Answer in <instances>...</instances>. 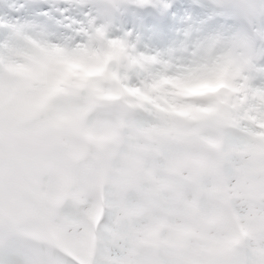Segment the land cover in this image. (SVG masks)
Wrapping results in <instances>:
<instances>
[{
    "label": "clouds",
    "instance_id": "9594fccd",
    "mask_svg": "<svg viewBox=\"0 0 264 264\" xmlns=\"http://www.w3.org/2000/svg\"><path fill=\"white\" fill-rule=\"evenodd\" d=\"M61 2L0 17V264H264V0L167 48L120 21L176 0Z\"/></svg>",
    "mask_w": 264,
    "mask_h": 264
},
{
    "label": "bare ground",
    "instance_id": "6f19581e",
    "mask_svg": "<svg viewBox=\"0 0 264 264\" xmlns=\"http://www.w3.org/2000/svg\"><path fill=\"white\" fill-rule=\"evenodd\" d=\"M48 1H49V4L40 3V4H37L38 6L37 5L32 6V1L30 0H0V17L5 18L10 22H16V21L33 22L35 24L43 26L45 29H47L50 32H55L57 35H69L70 31L66 30L64 27V25L69 23V21L66 20V18H64L65 16L61 14L55 15L54 13L56 9H59L58 7L59 5H62V6L65 5L68 7L70 6L67 3H62L57 0H48ZM198 5L201 6L206 16H209L211 14L210 8L203 6L204 0H202V3ZM54 6H55V10H51V7L53 8ZM150 12H151V9H147L148 15ZM35 13L36 15L46 13L48 14L49 18L52 16L53 18H55V20L60 21L59 22L61 24L60 27L63 28V32L58 31V27L56 26V24H59V23H56L54 25L55 28H53V26L49 23H46L45 20H41L39 17H36L35 19ZM49 13L51 14V16L49 15ZM78 13L79 12L70 13L72 19H79L81 15H78ZM195 15L196 17H194V19H198V16H203V14L202 15L195 14ZM185 16H186L185 13L180 14V16H178L177 24L175 27V33L174 34L169 33L168 37L166 38H161L159 35H157L153 31L147 32L146 30H140L139 27H135V28L137 31H140L144 34L145 42L148 43L151 47L167 48L173 42V40L176 39L178 29L181 26L182 20L185 18ZM63 18H64V22H63ZM217 26L219 25H213L212 23H208L206 25V27L208 28L217 27ZM130 27H131V24L126 22L124 28L127 29ZM257 83L261 84V83H264V81L258 80Z\"/></svg>",
    "mask_w": 264,
    "mask_h": 264
},
{
    "label": "rangeland",
    "instance_id": "374dc122",
    "mask_svg": "<svg viewBox=\"0 0 264 264\" xmlns=\"http://www.w3.org/2000/svg\"><path fill=\"white\" fill-rule=\"evenodd\" d=\"M179 4L182 6V8L179 10V13H177L175 16L172 15L173 12L169 13L167 15V20L165 22L166 26H164L165 33L166 32L171 33V34L175 33V27H176V24H177V18H178V16L180 14L184 13L185 9H187V13L188 14L190 13L191 15H193V17H195L194 13L196 12V9H195L196 3H194V0H179ZM185 6H187V7H185ZM209 16H206V15L198 16V19L206 20L207 23H209V22H211V19H208ZM141 28L144 29V30H147L149 27L141 25ZM152 29H154L156 31V33H158L161 38H164V37H162V36L165 35L164 32L161 33V31L156 30V28H152ZM69 214L72 215V216H77L78 212L75 209H70L69 210ZM9 264H12V256L11 255L9 257Z\"/></svg>",
    "mask_w": 264,
    "mask_h": 264
},
{
    "label": "snow or ice",
    "instance_id": "6c2138e0",
    "mask_svg": "<svg viewBox=\"0 0 264 264\" xmlns=\"http://www.w3.org/2000/svg\"><path fill=\"white\" fill-rule=\"evenodd\" d=\"M64 12H65V18H66V20H68L69 23H71V21H72V17H71V15H70V10H68V11H64Z\"/></svg>",
    "mask_w": 264,
    "mask_h": 264
}]
</instances>
